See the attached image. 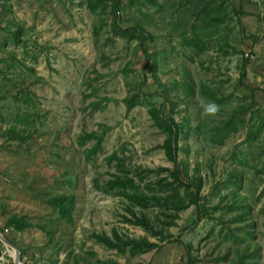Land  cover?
Segmentation results:
<instances>
[{"label":"rangeland","instance_id":"rangeland-1","mask_svg":"<svg viewBox=\"0 0 264 264\" xmlns=\"http://www.w3.org/2000/svg\"><path fill=\"white\" fill-rule=\"evenodd\" d=\"M89 1L0 0V228L26 249L22 264H185L186 245L194 264H264V0H213L223 20L197 28L198 45L186 42L209 0H120L118 27L114 0ZM201 80L220 101L199 92ZM154 110L179 124L182 176L200 179L198 207L142 210L163 238L124 221L126 198L98 187L122 163L133 174L173 168ZM55 193L73 196L71 223L48 204ZM9 214L30 225L7 229ZM113 230L154 246L120 253L93 236ZM2 245L9 264L14 251Z\"/></svg>","mask_w":264,"mask_h":264},{"label":"trees","instance_id":"trees-1","mask_svg":"<svg viewBox=\"0 0 264 264\" xmlns=\"http://www.w3.org/2000/svg\"><path fill=\"white\" fill-rule=\"evenodd\" d=\"M89 1V0H88ZM120 0H114L112 9H113V24L115 27H118L117 15L118 7ZM209 8L206 9V6H202V8L197 12V16H201V24L198 26H193V35L187 40V45H198L197 44V35L196 29L199 28L201 31L204 29H208L210 27H217L221 20H223L222 15L224 14V6L223 2L214 3L213 0H209ZM90 4L92 0L89 1ZM227 8V6H226ZM234 8V7H233ZM236 15H239L242 10L239 8H234ZM228 11H226V15ZM118 29V28H116ZM123 32H130V28L118 29ZM134 31L137 29L133 28ZM201 33V32H200ZM249 63V58H243L240 70H239V83L244 84L243 78L246 76V65ZM193 83L191 84V88ZM217 88L211 86L206 80H201L199 83V92L206 97L208 101H220L219 96L217 94ZM247 107L242 105L238 106V110L243 112ZM154 118L159 125L165 126L169 130V137L164 141L165 145L168 148L169 159L174 162L173 168L159 166L157 168H136V174H133L128 166H123V163L116 167V172H113L109 178L104 182L103 185L98 184L105 192H110L113 189H116L117 192H121L122 195L126 198V211L128 212V216H124V221L138 225L142 227L146 232L153 235H158L160 238H163L162 235L163 227H157L155 223L152 222L151 218L147 213H145L144 209H147L150 206H157L161 210L160 211H178L185 208L189 204H194L196 207L199 206V198L198 192L200 189V179L197 178L196 175L189 177L186 168V176L183 177L178 164L176 162L175 149L176 146H173V143H176L177 131L180 130L179 124L175 122L172 118H165L160 110H154L153 112ZM31 114L26 113L24 115H17L15 117V121L20 123L23 120L28 121L30 119ZM234 120L232 117L228 119L227 124L224 123L220 128L223 131H228L233 128ZM10 132H17L16 137H20L18 131L14 127L10 129ZM220 132V129L212 130L211 135L213 139H220L223 135ZM219 135V136H218ZM83 136L82 138H84ZM90 136L86 133V138ZM84 140V139H83ZM98 146V145H97ZM96 146V147H97ZM94 147V146H93ZM93 153V149L88 150V155ZM118 158L116 153H112L106 156L107 159ZM149 173H154L157 178L155 180H147L143 182V185L140 186L141 181H145L144 178ZM162 173V174H161ZM161 175V176H160ZM137 176L139 182L137 181ZM73 196L71 194L65 193H55L50 195L47 198L48 204L54 206L60 216L65 222L71 223L73 221ZM139 208V210H136ZM163 213V212H162ZM163 220V219H162ZM7 229H12L13 231H22L24 228L30 225V222L24 218L22 215L17 214H9L6 218ZM163 224L165 225V220H163ZM165 229V228H164ZM0 230L7 236V238L19 249L21 258L25 255L26 249L17 244V242L9 237L3 228ZM46 235L48 237V244H50V248L55 251V242H52L53 231L47 229ZM93 236L101 243L106 245L109 248L116 249L120 253H124L127 249L131 250V252H139L146 251L154 246V243L150 241L147 236H141L140 238L129 237V236H121L116 230H113L112 235H108L106 233H94ZM3 245L0 241V253ZM185 252L187 255L185 264H194L192 254L189 251V246H184ZM30 259V258H29ZM50 259H52L50 257ZM29 264V263H28ZM31 264V260H30Z\"/></svg>","mask_w":264,"mask_h":264},{"label":"water","instance_id":"water-1","mask_svg":"<svg viewBox=\"0 0 264 264\" xmlns=\"http://www.w3.org/2000/svg\"><path fill=\"white\" fill-rule=\"evenodd\" d=\"M0 241L2 242V244L11 247L14 251L12 262H10L9 264H22L19 249L7 238V236L1 230Z\"/></svg>","mask_w":264,"mask_h":264}]
</instances>
